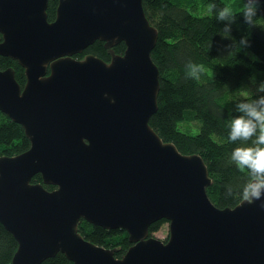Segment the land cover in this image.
<instances>
[{
    "label": "water",
    "instance_id": "water-1",
    "mask_svg": "<svg viewBox=\"0 0 264 264\" xmlns=\"http://www.w3.org/2000/svg\"><path fill=\"white\" fill-rule=\"evenodd\" d=\"M48 4L0 0V56L27 78L22 87L13 67L0 69V111L31 142L0 156V222L19 244L11 264L59 252L75 264H264L261 201L216 206L203 156L181 152L150 124L159 33L143 0H59L53 21ZM98 40L110 61L75 57ZM37 174L42 182H32ZM82 219L125 230L132 245L116 257L81 234ZM162 219L167 240L150 234Z\"/></svg>",
    "mask_w": 264,
    "mask_h": 264
},
{
    "label": "trees",
    "instance_id": "trees-1",
    "mask_svg": "<svg viewBox=\"0 0 264 264\" xmlns=\"http://www.w3.org/2000/svg\"><path fill=\"white\" fill-rule=\"evenodd\" d=\"M245 3L246 0H237L234 5L229 0H143L146 15L159 33L152 58L160 70L161 88L158 111L150 124L164 141L175 143L181 152L203 156L212 179L208 194L221 208L235 207L243 200L239 193L249 179V171L231 160L234 148L251 144L228 139L229 123L238 115L236 102L243 98V93H247L249 100L256 98L261 94L257 88L264 82V1L258 3L256 26L245 22ZM58 4L59 0H49L50 21L56 18ZM211 4L217 10L233 7L235 21L227 38L223 32L227 22L217 20L216 11L209 10ZM243 38H247L248 46L237 47ZM125 49L123 42L113 47L117 54H123ZM90 53L110 61L111 54L102 41H96L75 57L84 58ZM189 62L204 66L199 80L188 75ZM9 67L15 69L16 78L24 87V68L15 59L0 56V69ZM253 89L256 91L252 92ZM190 123H194V132H190ZM30 146L24 127L0 111V156L18 155ZM42 181L41 174L32 179L35 183ZM229 187L232 196L226 195ZM167 222L162 219L153 223L150 234L154 235ZM79 231L98 245L116 248L119 258L132 245L123 229H106L82 219ZM18 246L15 236L0 222V264H11ZM41 264L75 263L59 252Z\"/></svg>",
    "mask_w": 264,
    "mask_h": 264
},
{
    "label": "clouds",
    "instance_id": "clouds-1",
    "mask_svg": "<svg viewBox=\"0 0 264 264\" xmlns=\"http://www.w3.org/2000/svg\"><path fill=\"white\" fill-rule=\"evenodd\" d=\"M210 11H216V18L219 21H226L223 29L227 38L231 32V24L235 21L231 9L224 6L219 10L215 4L209 5ZM258 0H246L243 10L245 22L250 26H256ZM248 40L243 38L237 47H247ZM188 75L199 80L204 66L189 62L187 65ZM261 93L256 98L249 100L247 93H243L240 100L236 102L235 115L229 123L228 139L235 143L237 141H251L250 145H238L231 153V160L240 169L249 171L248 182L239 193L249 203L260 200V207L264 209V82L257 88ZM254 138V139H253ZM226 195L232 196L233 190L229 187Z\"/></svg>",
    "mask_w": 264,
    "mask_h": 264
},
{
    "label": "rangeland",
    "instance_id": "rangeland-1",
    "mask_svg": "<svg viewBox=\"0 0 264 264\" xmlns=\"http://www.w3.org/2000/svg\"><path fill=\"white\" fill-rule=\"evenodd\" d=\"M237 0H229V2L231 3V5H234V2H236ZM241 1V0H238ZM230 9H232V6H229ZM256 91V89H253L252 92ZM187 123H185V127H187ZM190 127V132H194L195 131V127H194V123H190L189 124ZM188 130V129H187ZM154 236L163 239V240H167L169 238V222L167 223H163L162 227L160 228V230L154 232Z\"/></svg>",
    "mask_w": 264,
    "mask_h": 264
},
{
    "label": "flooded vegetation",
    "instance_id": "flooded-vegetation-1",
    "mask_svg": "<svg viewBox=\"0 0 264 264\" xmlns=\"http://www.w3.org/2000/svg\"><path fill=\"white\" fill-rule=\"evenodd\" d=\"M109 53H110V51H109ZM111 54V53H110ZM112 57V56H111ZM111 57H110V60H111Z\"/></svg>",
    "mask_w": 264,
    "mask_h": 264
}]
</instances>
